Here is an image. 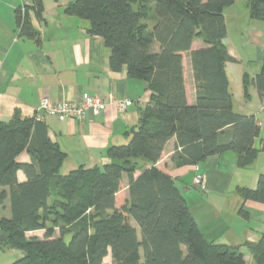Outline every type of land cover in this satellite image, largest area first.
<instances>
[{
    "label": "trees",
    "instance_id": "trees-1",
    "mask_svg": "<svg viewBox=\"0 0 264 264\" xmlns=\"http://www.w3.org/2000/svg\"><path fill=\"white\" fill-rule=\"evenodd\" d=\"M235 2L72 0L63 8L88 22V34L103 39L111 70L125 67L129 77L147 82L151 94L125 132L127 142L108 146L100 166L79 165L64 174L59 169L67 155L49 138L41 118L14 111L0 119V207L8 201L10 209L9 217L0 216V243L23 251L9 264H107L108 255L112 264H245L239 246L204 238L174 179L158 166L173 136L175 166L232 150L236 165L246 167L257 156L253 142L259 125L252 114L232 109L224 69L227 61H235L223 43L224 10ZM26 6L41 14V0ZM247 7L251 19L264 23V0H247ZM17 23L22 36H37L26 13L18 11ZM195 37L206 46L190 52L191 103L182 52ZM242 84L264 97V55L255 75L243 72ZM22 151L29 161H17ZM19 170L26 178L21 182ZM237 191L242 200L264 203V173L255 188ZM36 230L43 237L26 235ZM245 245L254 263L264 264V231Z\"/></svg>",
    "mask_w": 264,
    "mask_h": 264
},
{
    "label": "crops",
    "instance_id": "crops-1",
    "mask_svg": "<svg viewBox=\"0 0 264 264\" xmlns=\"http://www.w3.org/2000/svg\"><path fill=\"white\" fill-rule=\"evenodd\" d=\"M32 1L0 0V119H7L14 111L36 117L43 96L71 101L79 100L84 93L100 94L106 102L100 114L88 111L78 120H59L52 114L41 116L49 138L67 155L60 169L64 165L68 171L79 165L100 166L108 146L127 142L125 132L136 124L138 110L148 103L151 91L147 82L129 77L125 67L118 71L109 68V49L103 39L86 32V20L64 13L63 8L72 0H41L40 15L34 7L26 6ZM18 11L20 15L26 13L37 32L35 38L20 34ZM249 35L257 49L256 61L249 64L248 74L252 76L259 71L264 55V23L250 21ZM226 36L223 43L235 59L224 66L230 88V75L241 73L242 58L225 43ZM205 46L200 37H195L190 49L182 52L186 96L191 103L195 101V84L190 52ZM253 96L257 98L255 103L246 102L243 111H237L252 114L259 125L253 142L258 153L252 164L238 167L235 152L228 150L194 165L175 166L171 160L178 148L175 136L165 143L158 162L174 179L204 238L239 246L245 264H255L245 243L256 242L264 231V203L242 200L237 191L239 187L255 188L258 175L264 173V111L258 108L261 97L254 87L248 92V100ZM120 98L132 102L122 112L115 104ZM231 98L234 110L232 93ZM29 160L26 151L17 156V161ZM196 174L202 177L201 185L193 183ZM25 179L19 170L17 180ZM5 189L8 191V187ZM0 216H10L8 201L0 207ZM37 231L42 230L26 235Z\"/></svg>",
    "mask_w": 264,
    "mask_h": 264
},
{
    "label": "rangeland",
    "instance_id": "rangeland-1",
    "mask_svg": "<svg viewBox=\"0 0 264 264\" xmlns=\"http://www.w3.org/2000/svg\"><path fill=\"white\" fill-rule=\"evenodd\" d=\"M224 14L225 23L227 27V36L225 39V43L232 47V49H234L237 55H240V57L242 58L240 67L242 69L241 73L243 71L249 72V64L252 61H256L257 59V49L249 35L250 21L260 23L263 22L251 19L249 17L247 0H236L233 5L225 8ZM241 73L237 71L236 73L230 75L229 89L233 96L234 111L236 112L243 111L242 107H244L246 102L255 103L257 101V98L255 96H253L249 101L247 96L245 95V91L252 92L253 86L247 85L246 88H244V85L241 81ZM60 171L66 173V171H68L67 166L64 165L60 169ZM90 213L91 211L88 210L85 216H89ZM79 223H81L80 220L72 226H77ZM131 223L136 226L134 221H131ZM56 234H58L57 229ZM33 235L41 238L43 237V231H37L35 233H32V235L29 234L28 236ZM68 237L69 236H67V239ZM22 255L23 251L16 248L6 247L5 244L0 243V264H9L15 261L16 259L20 258ZM104 262L107 264H112L110 255L104 258Z\"/></svg>",
    "mask_w": 264,
    "mask_h": 264
},
{
    "label": "built area",
    "instance_id": "built-area-1",
    "mask_svg": "<svg viewBox=\"0 0 264 264\" xmlns=\"http://www.w3.org/2000/svg\"><path fill=\"white\" fill-rule=\"evenodd\" d=\"M131 100L120 98L115 100L116 107L119 111H124L129 105ZM106 108V102L100 94H86L84 93L79 100H61L54 101L49 97L43 96L40 99L39 105L36 110V118L40 119L42 114H52L59 120H78L85 117L88 111L93 114H100ZM258 108L264 111V97L258 103ZM196 170L197 167L194 166ZM193 183L196 185L202 184L201 175L196 174L193 178Z\"/></svg>",
    "mask_w": 264,
    "mask_h": 264
},
{
    "label": "water",
    "instance_id": "water-1",
    "mask_svg": "<svg viewBox=\"0 0 264 264\" xmlns=\"http://www.w3.org/2000/svg\"><path fill=\"white\" fill-rule=\"evenodd\" d=\"M2 239V237H0V240Z\"/></svg>",
    "mask_w": 264,
    "mask_h": 264
}]
</instances>
